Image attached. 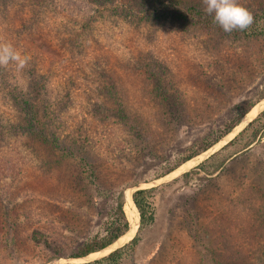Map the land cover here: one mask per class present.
<instances>
[{
    "label": "rangeland",
    "instance_id": "obj_1",
    "mask_svg": "<svg viewBox=\"0 0 264 264\" xmlns=\"http://www.w3.org/2000/svg\"><path fill=\"white\" fill-rule=\"evenodd\" d=\"M155 1L0 0V42L28 57L0 67V264H90L134 237L119 264H225L238 252L264 264V38L190 32L173 9L154 20ZM239 2L262 15L264 0ZM123 3H146L151 18L118 12ZM178 3L213 20L202 0ZM251 103V119L168 173ZM60 141L93 161L62 157ZM138 189L152 190L153 223L139 229L134 206V232L68 258L104 234L118 194L124 207Z\"/></svg>",
    "mask_w": 264,
    "mask_h": 264
},
{
    "label": "trees",
    "instance_id": "obj_2",
    "mask_svg": "<svg viewBox=\"0 0 264 264\" xmlns=\"http://www.w3.org/2000/svg\"><path fill=\"white\" fill-rule=\"evenodd\" d=\"M165 0H156L153 2V8L152 13L155 11V15H153L154 20H164L167 16L172 15L170 10H174L178 14V18L180 22L183 23V27L185 30H188L191 32V30L195 29H202L203 31H217L219 33H224L223 29L220 28L211 18L204 17L201 12H197L194 10H189L181 5H179L178 0H174L171 4L172 7H169L168 4L164 2ZM156 3V4H155ZM151 6H148L146 3H142V5L137 4L136 7H133L129 4H124L122 6H119L117 11L123 12L126 15H130L133 19H137L139 22L141 19H150L151 12H146ZM193 11V12H192ZM190 13V14H189ZM200 16V17H198ZM236 36L244 37V38H264V10H262V15H254V23L252 26L244 31H233L232 32ZM161 63V62H160ZM144 72H148L147 68L143 69ZM149 76V74H148ZM150 77V76H149ZM150 79L153 80L154 85L156 84V81L154 78ZM156 93L159 91V87H155ZM166 89V88H165ZM261 105V104H260ZM259 105V106H260ZM254 104H248L247 107L244 109V111L240 114V116L236 119V121L227 126L224 130V133L217 137L216 139L212 140L209 143H204L201 146L198 147V149L190 154H188L186 157L182 158L178 165H176L172 170H170L168 173L173 172L175 169L180 167L181 165L189 162L196 158V156H200V154L207 152L209 149H211L212 146H214L215 143L219 142L225 135H228L232 133V129L237 126L241 119H243V116H248L249 113L255 108ZM246 114V115H245ZM36 115H33L32 118L36 120ZM253 123V122H252ZM252 123H250L245 129H243L238 136H236L233 140H231L228 144L225 145V147L233 145V143L239 139H242L245 134H247L250 127H252ZM259 129L254 130L250 135L246 136L247 139L245 144V148L249 145H251L254 140L257 138ZM42 138H45V136L52 137V134H42ZM58 140V137L55 138V142ZM63 145H66L65 147H62L61 149H66V152H63L61 155L62 157L65 156V154H69L72 152L81 151L82 157L84 160H86L87 164H90L93 161V156L87 151L83 150V148H78V146L74 143L72 145L69 143H65L63 141H60ZM217 154L211 155L212 157L216 156ZM224 164V161L220 164H217L213 166L212 169L205 168V163L201 164L199 166L200 169L204 173L207 174H213L217 172L222 165ZM207 165V162H206ZM92 175V174H91ZM91 177V176H90ZM152 190L147 189H138L136 190L132 195V202L138 212L139 215V229L144 228L145 226L151 224L154 222V214H153V207L151 202V194ZM127 199V207L129 210L134 213L133 208L131 207V203ZM123 196L122 194H118L117 197H115V201L113 206L111 205V212L108 213V219L104 222V234L101 236L93 237L91 240H88L84 242L80 247L77 248L74 252L70 253L68 258L70 259H82L86 258L87 256L91 254H96L107 247H110L114 245L118 239L120 240L122 237H124L130 228V223L127 219V215L124 211L123 207ZM135 215V214H134ZM137 218V217H136ZM138 237H134L131 242L126 245L123 248L116 249L115 251L109 253L104 258H100L95 260L94 262L90 264H119L120 261L123 259L125 254L128 250H133L136 247V244L138 243ZM238 255L233 256L235 261L228 262L225 264H251L248 261H245L243 258H241L243 252H238Z\"/></svg>",
    "mask_w": 264,
    "mask_h": 264
},
{
    "label": "clouds",
    "instance_id": "obj_3",
    "mask_svg": "<svg viewBox=\"0 0 264 264\" xmlns=\"http://www.w3.org/2000/svg\"><path fill=\"white\" fill-rule=\"evenodd\" d=\"M202 4L204 12L212 16L214 23L225 33L244 31L254 23L253 13L239 0H202ZM10 64L24 69L28 64V57L23 56L11 43L0 42V67L7 68Z\"/></svg>",
    "mask_w": 264,
    "mask_h": 264
},
{
    "label": "bare ground",
    "instance_id": "obj_4",
    "mask_svg": "<svg viewBox=\"0 0 264 264\" xmlns=\"http://www.w3.org/2000/svg\"><path fill=\"white\" fill-rule=\"evenodd\" d=\"M262 105V107H264V102L261 104ZM250 114V113H249ZM253 116H255V114H253ZM248 116H246L245 117V121L244 122H246L247 120H249V119H251V118H249V119H246ZM242 125H243V123H241ZM130 203H131V207L133 208V210L135 211V209H134V205L132 204L133 202H131L132 201V199H130V197H129V200H128ZM127 202V201H126ZM126 202H125V205H124V208H125V212H126V215H127V218H128V220H130V227H131V230H132V232H134V230L136 229V226L138 225H136V223H137V216H135L134 215V213H132L130 210H129V208L127 207V204H126ZM113 246V245H112ZM111 247V246H110ZM109 247V248H110ZM107 249V248H106ZM106 249H104V250H102V251H105ZM101 252V251H100ZM94 254V253H93ZM92 255V254H91ZM77 260H80V259H77Z\"/></svg>",
    "mask_w": 264,
    "mask_h": 264
},
{
    "label": "water",
    "instance_id": "obj_5",
    "mask_svg": "<svg viewBox=\"0 0 264 264\" xmlns=\"http://www.w3.org/2000/svg\"><path fill=\"white\" fill-rule=\"evenodd\" d=\"M137 211V210H136Z\"/></svg>",
    "mask_w": 264,
    "mask_h": 264
}]
</instances>
